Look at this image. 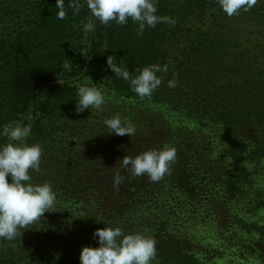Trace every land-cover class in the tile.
<instances>
[{
	"label": "trees",
	"instance_id": "1",
	"mask_svg": "<svg viewBox=\"0 0 264 264\" xmlns=\"http://www.w3.org/2000/svg\"><path fill=\"white\" fill-rule=\"evenodd\" d=\"M157 8L176 25L137 36L130 19L124 26L94 20L85 37L91 13L83 0L63 20L56 0H0V125L32 124L27 142L43 153L33 182L46 181L57 194L54 212L15 240H0V264H80L82 248L98 247L93 233L107 226L153 237V264H217L222 247L206 245L264 249V41L251 48L243 35L257 24L264 36V0L231 18L217 0H158ZM109 56L132 77L150 65L167 71L141 99L111 71ZM95 69L135 106L102 92L103 111L78 113L77 85ZM116 115L136 126L135 135L109 134L104 121ZM212 130L231 133L236 152L218 151ZM165 146L176 148L177 159L159 182L122 167L124 157ZM117 173L123 179L114 186Z\"/></svg>",
	"mask_w": 264,
	"mask_h": 264
},
{
	"label": "clouds",
	"instance_id": "2",
	"mask_svg": "<svg viewBox=\"0 0 264 264\" xmlns=\"http://www.w3.org/2000/svg\"><path fill=\"white\" fill-rule=\"evenodd\" d=\"M258 0H217L221 10L228 16L239 15L240 11H249ZM158 0H83L91 18L83 25L85 37L95 31L94 20L102 25L115 22L124 26L129 19L138 25L137 36H142L146 28H155L157 24L166 23L175 26L177 21L169 16L157 15ZM57 19L63 20L71 8L78 14L81 0H56ZM111 71L118 77L129 81L131 90L138 97L150 98L161 85L158 72H166L167 66L150 65L132 77L127 68L113 62L112 56L107 58ZM63 69L71 72L72 65L64 63ZM90 80V78H88ZM59 84L62 83L58 82ZM175 79L168 81L169 88H175ZM76 111L94 109L103 111L105 97L98 87L77 85ZM109 134L118 136L135 135L136 126L119 115L104 121ZM32 124L13 121L0 125V138L8 143L0 145V240L13 241L21 235L20 230L39 221L45 213L55 207L57 194L48 182L34 183L32 173L40 172L42 147L40 144H29ZM177 159V150L171 146L162 149L145 151L135 158L124 157L122 167L130 170L135 177L147 175L152 182L161 181L166 174H171V166ZM9 178L11 182H9ZM117 173L114 186L122 182ZM105 223V222H104ZM98 238V247H83L80 252V264H153L157 260L156 240L142 232L126 234L121 227H105L93 233Z\"/></svg>",
	"mask_w": 264,
	"mask_h": 264
},
{
	"label": "rangeland",
	"instance_id": "3",
	"mask_svg": "<svg viewBox=\"0 0 264 264\" xmlns=\"http://www.w3.org/2000/svg\"><path fill=\"white\" fill-rule=\"evenodd\" d=\"M91 18V14H90ZM257 24H252L248 26V31L245 32L243 35L246 37L247 45H249L251 48H257L259 46V40L264 41V36L260 35L258 33L256 27ZM92 73L89 75L90 80L87 82V86L90 85L91 87H98L101 92L104 93L110 100L117 101V102H127L130 106H135V103L125 101L122 98L115 95L112 91L109 90L107 82L103 75L101 74V71L98 69H95L91 71ZM144 106V105H143ZM148 108L151 107V105L147 106ZM152 107H154L152 105ZM174 124H183L181 123V119L173 118L171 119ZM208 134L212 135L215 138V148L220 150H226L227 155L234 154L236 152L235 146L239 144V142L232 136L231 133L222 131V130H212L209 131ZM247 151V150H246ZM208 247H222V258L219 260H216L217 264H264V258L262 256L264 254V249L259 250L258 245H242L238 243L234 244H227V245H206ZM264 246V245H263ZM249 247H252V249L256 250L258 252L257 255H254L251 253Z\"/></svg>",
	"mask_w": 264,
	"mask_h": 264
}]
</instances>
